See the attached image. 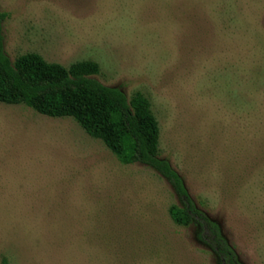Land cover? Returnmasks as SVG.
Masks as SVG:
<instances>
[{
  "label": "rangeland",
  "instance_id": "374dc122",
  "mask_svg": "<svg viewBox=\"0 0 264 264\" xmlns=\"http://www.w3.org/2000/svg\"><path fill=\"white\" fill-rule=\"evenodd\" d=\"M12 62L91 61L144 95L160 157L241 264H264V0H0ZM153 168L71 118L0 103V264H219Z\"/></svg>",
  "mask_w": 264,
  "mask_h": 264
},
{
  "label": "trees",
  "instance_id": "16d2710c",
  "mask_svg": "<svg viewBox=\"0 0 264 264\" xmlns=\"http://www.w3.org/2000/svg\"><path fill=\"white\" fill-rule=\"evenodd\" d=\"M9 16L0 12V103L24 105L51 118H71L123 165L142 164L156 170L180 199V206L170 207L172 220L195 226L198 242L215 253L219 264H241L217 223L198 209L181 176L169 160L160 157V128L148 99L139 92L129 99L122 90L102 84L95 78L99 66L91 61L64 67L29 53L12 62L3 36ZM1 264L8 261L3 259Z\"/></svg>",
  "mask_w": 264,
  "mask_h": 264
}]
</instances>
